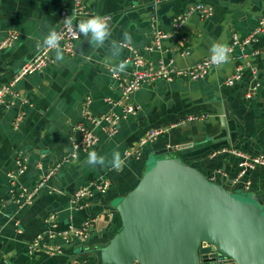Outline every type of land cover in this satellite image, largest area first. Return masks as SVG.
Masks as SVG:
<instances>
[{"label": "crops", "instance_id": "crops-1", "mask_svg": "<svg viewBox=\"0 0 264 264\" xmlns=\"http://www.w3.org/2000/svg\"><path fill=\"white\" fill-rule=\"evenodd\" d=\"M196 2L211 4L213 14L209 18L191 14L178 25L176 20ZM84 5L88 14L75 18L74 24L77 27L81 19L93 15L103 17L111 39L122 43L117 63L136 52L153 66L164 59L184 67L209 56L215 40L229 45L233 34L239 40L250 39L234 46L229 63L212 68L203 78L155 81L134 91L126 102L108 73V66L113 65L105 63L108 42L104 48H94L82 34L71 54L63 52V61H57L51 50L50 63L20 77L15 88L27 102L9 106L0 103V264H97L94 251L105 246L121 227L115 206L137 184L151 156L180 157L233 192L257 193L264 185V165L247 170L233 181L241 160L233 151L250 156L264 154V30L253 34L264 14V0H84ZM67 6L70 0H0V34L10 30L18 33L12 46L0 51V85L11 82L35 55L48 31L57 28L59 10ZM125 31L131 34L130 42L123 39ZM156 32L164 35L161 46L148 51L146 47L153 44ZM184 50L188 54H183ZM238 66L241 79L224 85L223 80ZM256 83L259 85L254 91L251 88ZM107 97L121 100L114 106L115 112L127 103L136 107L135 114L119 121L112 137L106 135L103 125H93L83 115L87 98L92 115L106 113ZM21 110L25 116L15 127ZM77 124L91 128L98 142L61 163L38 186L46 172L70 152L71 139L79 136ZM151 128L161 132L142 147L138 156L127 155ZM179 144L191 145L156 155ZM117 150L124 162L121 169L87 164L90 151L110 161ZM17 156L26 158V168L16 185L27 190L36 188L32 202L23 207H18L9 194L7 173ZM100 178L109 182L106 192H93L86 206L72 210L70 195ZM49 213L56 215L59 229L80 226L86 219L93 220V227L83 241H48L60 245L61 253L27 254V243L45 230Z\"/></svg>", "mask_w": 264, "mask_h": 264}, {"label": "water", "instance_id": "water-1", "mask_svg": "<svg viewBox=\"0 0 264 264\" xmlns=\"http://www.w3.org/2000/svg\"><path fill=\"white\" fill-rule=\"evenodd\" d=\"M115 210L121 227L94 251L97 264H201L202 241L224 257L219 264H264V185L257 193L233 192L180 157L164 156L146 168ZM216 259L214 254L204 263Z\"/></svg>", "mask_w": 264, "mask_h": 264}, {"label": "built area", "instance_id": "built-area-1", "mask_svg": "<svg viewBox=\"0 0 264 264\" xmlns=\"http://www.w3.org/2000/svg\"><path fill=\"white\" fill-rule=\"evenodd\" d=\"M167 1V0H165ZM88 14L85 8L84 0H70V6L63 7L58 13V25L55 29L61 36L60 47L63 52L71 54L74 49L75 41L80 37V33L76 25L74 24V19ZM197 14L201 18H209L213 14V7L211 4L196 2L191 4L185 10L183 16L177 19V24L179 25L183 22L189 15ZM264 30V14L259 18L258 25L255 28L253 34ZM164 36L160 32L155 33V39L152 45L146 47V50L153 51L154 49H159L161 46L160 38ZM252 37V36H250ZM18 38V33L14 30L7 31L4 34H0V51L5 48H9ZM250 38L239 40L236 34L231 37V42L229 43V48L231 52L234 46L244 45L249 42ZM124 46L129 49L132 48L128 44L124 43ZM50 49L42 44L35 55L25 62L22 67L18 70L17 74L11 80V82L0 85V103L4 105H11L18 101V104H24L27 102L26 99L21 97L15 88V82L19 80L25 74L36 72L44 68L48 63L51 62ZM183 54H188L187 50H184ZM126 64L125 71L114 70V65L108 66V73L115 84V86L120 90L121 100L126 102L130 99L131 94L139 89L140 87L147 86L155 81H166L170 82L176 79H187V80H198L203 78L209 70L216 68L217 66L211 63L210 55L206 56L198 61H195L189 66L179 67L172 61H166L164 59L157 60L156 64L153 66L152 63L147 62L142 55L134 52L129 58L123 60ZM264 63V57H263ZM241 79V67H236L235 71L227 76L223 80L224 85H232L236 81ZM259 84L256 83L251 89L255 91ZM251 90V92H252ZM251 92L247 93V96H251ZM121 100L114 101V99L107 97L105 98L106 103L109 106V110L99 116L92 115L88 110V104L90 99L85 100V106L83 108V115L89 123L93 125H103L105 133L108 137H112L118 130L119 121L125 118L129 114H135L136 107L131 103H127L122 107L120 112H115L114 106L118 105ZM25 116V111L21 110L17 114L14 120V126L17 127L22 122ZM79 136L72 138L70 141V152H68L60 162H57L52 168H50L43 178L39 181L38 186L43 184L45 177L54 173L61 163L69 162L72 158L77 157L79 151H86L90 147L94 146L99 138L94 133V131L86 125L77 124L75 127ZM160 129L151 128L145 132V134L139 139L137 145H135L132 150L126 152L127 155L140 154V150L145 144L153 141L158 134ZM236 155L241 156V160L238 163L240 171L238 175L233 179L237 182L238 179L245 174L247 170L254 168L257 165H264V154L258 155H245L241 152H235ZM26 158L23 156H17L14 158V167L7 173L10 179L9 194L12 201L17 204L18 207H23L32 202L34 192L36 188L32 190H27L26 188H20L16 185V179L18 176L25 172L26 168ZM16 186V188H15ZM109 187L108 180L100 178L87 185L77 188L69 197L70 208L72 210L81 209L86 206V199L90 197L93 192L104 193ZM245 187H248V182H246ZM46 228L42 232L37 233L26 246L27 254L34 255L40 251L46 253H61L60 245H51L48 241L54 238H60L63 242L68 243L73 239L85 240L88 237L89 230L93 227V220L86 219L82 222L80 226L68 225L65 228L59 229L57 227V218L54 213H49L46 218ZM199 249L203 250L199 252V259L201 264H205V259H211L214 254L217 255L216 264L224 258L216 250V247L207 241H202L199 244ZM207 250V251H205Z\"/></svg>", "mask_w": 264, "mask_h": 264}, {"label": "clouds", "instance_id": "clouds-1", "mask_svg": "<svg viewBox=\"0 0 264 264\" xmlns=\"http://www.w3.org/2000/svg\"><path fill=\"white\" fill-rule=\"evenodd\" d=\"M79 33L88 39V42L94 48H104L106 41L108 42L109 54L105 56L106 64H113L114 70L125 71L126 64L123 61L117 63V59L122 52V43L111 39V30L105 19L98 15H93L87 19H81L78 22ZM123 39L130 42L132 37L127 31L123 33ZM61 36L55 29H50L44 36L43 44L50 50L55 51L57 61H63V49L60 47ZM211 63L217 67L223 66L230 62L231 49L226 42L215 40L211 43L210 48ZM121 153L113 151L112 158L109 161L105 156L99 155L96 151H90L87 157V164L91 167L111 166L114 169H121L123 165Z\"/></svg>", "mask_w": 264, "mask_h": 264}, {"label": "rangeland", "instance_id": "rangeland-1", "mask_svg": "<svg viewBox=\"0 0 264 264\" xmlns=\"http://www.w3.org/2000/svg\"><path fill=\"white\" fill-rule=\"evenodd\" d=\"M155 159H156L155 156H151V157L149 158V160H148L147 165L150 166L153 162H155ZM235 196H237V197H242L240 193H236Z\"/></svg>", "mask_w": 264, "mask_h": 264}]
</instances>
